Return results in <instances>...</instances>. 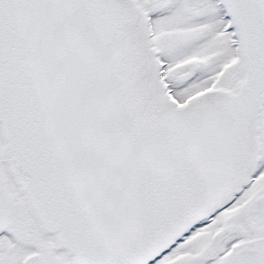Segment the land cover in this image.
<instances>
[{
  "label": "snow or ice",
  "instance_id": "1",
  "mask_svg": "<svg viewBox=\"0 0 264 264\" xmlns=\"http://www.w3.org/2000/svg\"><path fill=\"white\" fill-rule=\"evenodd\" d=\"M0 264H264V0H0Z\"/></svg>",
  "mask_w": 264,
  "mask_h": 264
}]
</instances>
